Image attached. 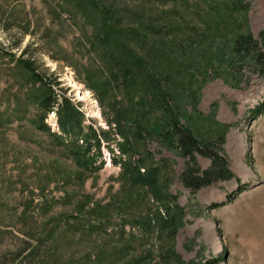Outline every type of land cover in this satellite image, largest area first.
I'll return each mask as SVG.
<instances>
[{
	"label": "rangeland",
	"instance_id": "rangeland-1",
	"mask_svg": "<svg viewBox=\"0 0 264 264\" xmlns=\"http://www.w3.org/2000/svg\"><path fill=\"white\" fill-rule=\"evenodd\" d=\"M187 1L191 10L188 20L200 25L202 6L197 0ZM172 2L179 6L184 1ZM245 2L249 11L243 18L249 21L253 35L260 38L264 0ZM171 5L168 2L158 8L170 11ZM53 9L52 0H0V230L5 232L0 240V264H12L22 246L25 237L19 228L25 227L23 220L43 230L47 226L45 238L51 236L54 255L48 264H124L145 255H149L150 264H209L220 258L224 260L218 264H264V113L255 119L249 113L264 103V79L252 77V82L238 90L222 78L212 77L202 88V115L193 113L190 106L186 108L190 114L185 116V123L200 139L224 138L222 156L247 189L229 202V195L239 189L234 179L193 195L179 179L186 161L177 159L175 168L162 170L164 186L175 201L158 203L150 193L126 182L128 178L112 161L108 147L103 149L105 165L85 172L48 133L38 129L42 114L37 102L43 87L22 69L19 59L24 53L25 59L36 62L35 68L57 94L65 93L80 106L87 127L108 129L101 103L77 71L80 64L97 66L81 44L84 41H79V28ZM80 92L86 94L84 99ZM47 117L45 124L59 133L56 113ZM111 146L121 157L116 144ZM148 149L156 162L175 159L169 151L160 153L156 142ZM199 159L205 169L212 165L207 159ZM126 198L132 199L128 214L111 210V224L104 232L89 230L94 222L85 216L94 205L107 209L109 203ZM175 205L182 208V213H173L181 216V227L174 234L162 233L158 219L168 218L166 209ZM133 208L137 209L136 218L140 213L142 218L150 216L152 225L145 227L130 219ZM30 233L33 238L39 234L37 228Z\"/></svg>",
	"mask_w": 264,
	"mask_h": 264
},
{
	"label": "trees",
	"instance_id": "trees-1",
	"mask_svg": "<svg viewBox=\"0 0 264 264\" xmlns=\"http://www.w3.org/2000/svg\"><path fill=\"white\" fill-rule=\"evenodd\" d=\"M183 1L187 2L185 10L182 8L184 2L176 6L172 0H52L53 11L67 16L73 27L79 28V41H84L81 44L97 66L94 69L80 64L77 71L81 81L101 103L107 131L87 127L80 106L65 93L57 94L35 68L36 62L24 58L25 53L19 62L35 84L43 87V96L37 102L42 114L38 129L48 133L77 168L89 172L103 167V149L108 147L112 161L121 167L122 176L128 178L126 182L132 188L145 190L153 200L166 203L175 199L164 186L162 172L175 168L177 159H182L186 163L179 179L193 195L219 182L235 179L239 189L229 195L230 202L248 185H241V180L230 169V162L222 156L224 138L200 139L185 123V116L190 114L186 108L190 106L193 113L202 115L199 110L202 88L212 77L222 78L238 90L243 84L252 82V77L264 79V32L259 34L260 38L253 35L249 21L243 18L249 11L245 0H197L204 10L198 12L200 25L188 20L190 7L187 0ZM168 2L172 3L170 11L158 8ZM203 13L205 23L201 21ZM67 61L72 67L69 58ZM51 112L58 117L59 133L52 132L45 124ZM249 113L253 119L257 118L264 113V103ZM153 142L159 146L160 153L169 151L175 159L156 162L148 149ZM114 143L121 157L116 156L111 146ZM199 158L211 161L212 165L203 168ZM131 201V198L113 201L107 209L94 205L93 211L85 216L94 222L89 230L104 232L111 224V210L128 214ZM166 210L168 218L160 216L158 223L162 225V233L174 234L181 227V216L173 213H182V208L175 205ZM135 211L137 209L133 208L130 219L145 227L152 225L150 216L142 218L140 213L136 218ZM22 222L25 227L19 230L25 238L12 264L50 263L54 255L51 236L45 238L47 226L43 230L30 220ZM35 228L39 234L33 238L30 232ZM4 233L0 230L2 241ZM43 243L48 244L43 248L40 246ZM128 250L125 248L124 252ZM148 258L149 255H145L124 264H150ZM223 260L220 258L209 264Z\"/></svg>",
	"mask_w": 264,
	"mask_h": 264
},
{
	"label": "bare ground",
	"instance_id": "bare-ground-1",
	"mask_svg": "<svg viewBox=\"0 0 264 264\" xmlns=\"http://www.w3.org/2000/svg\"><path fill=\"white\" fill-rule=\"evenodd\" d=\"M73 86H76V88H77L78 90H81V88H80L79 86H77L76 84H73ZM80 96H81L82 99H84L83 96H86V94H83L82 92H80Z\"/></svg>",
	"mask_w": 264,
	"mask_h": 264
},
{
	"label": "built area",
	"instance_id": "built-area-1",
	"mask_svg": "<svg viewBox=\"0 0 264 264\" xmlns=\"http://www.w3.org/2000/svg\"><path fill=\"white\" fill-rule=\"evenodd\" d=\"M110 158V157H109Z\"/></svg>",
	"mask_w": 264,
	"mask_h": 264
}]
</instances>
